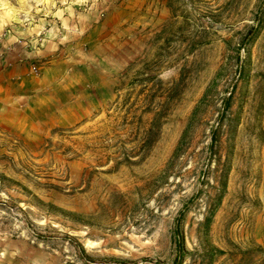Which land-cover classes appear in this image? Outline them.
<instances>
[{
  "label": "rangeland",
  "instance_id": "374dc122",
  "mask_svg": "<svg viewBox=\"0 0 264 264\" xmlns=\"http://www.w3.org/2000/svg\"><path fill=\"white\" fill-rule=\"evenodd\" d=\"M0 264H264V0H0Z\"/></svg>",
  "mask_w": 264,
  "mask_h": 264
},
{
  "label": "trees",
  "instance_id": "16d2710c",
  "mask_svg": "<svg viewBox=\"0 0 264 264\" xmlns=\"http://www.w3.org/2000/svg\"><path fill=\"white\" fill-rule=\"evenodd\" d=\"M208 219H209V218H207V221H209Z\"/></svg>",
  "mask_w": 264,
  "mask_h": 264
}]
</instances>
